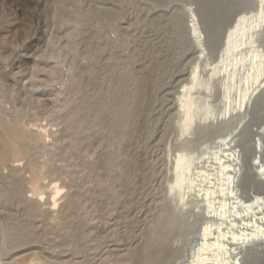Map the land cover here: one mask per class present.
<instances>
[{
  "label": "bare ground",
  "instance_id": "obj_1",
  "mask_svg": "<svg viewBox=\"0 0 264 264\" xmlns=\"http://www.w3.org/2000/svg\"><path fill=\"white\" fill-rule=\"evenodd\" d=\"M29 1L41 9L34 12L38 29L49 25L46 15L54 4ZM196 1L183 14L184 27L179 14L169 22L157 15L158 35L144 43L151 65L144 66H137L129 54L140 49L135 41L141 39L134 38L131 29L140 16L135 22H120L125 19L119 18L115 2L98 5L91 14L94 28L82 38L85 61L69 67L74 77L60 79L69 90L74 87L69 82L77 84L73 97L63 104L68 111H43L49 113L48 123L36 117L41 112L36 120L27 117L43 105H54L64 93L60 88L54 98L50 91L39 90L50 85L57 71V65L49 63L57 50L44 47L35 57L34 43L42 37L28 30L21 35L18 21L0 12V79L11 76L18 83L7 101L0 90V264H56L38 251L37 231L7 212L4 201L14 200L27 217L45 216L46 227L63 226L67 248L57 264H264V0ZM178 45L195 54L174 101L179 153L168 168L166 201L136 208L123 198L131 156L119 153L130 150L142 97L157 83L160 87L166 57ZM129 80L138 85L132 89ZM22 92L26 96L19 103ZM55 121L71 132L73 149L82 154L91 173L104 169V186L93 191L94 204L77 208L79 193L65 191L77 181L65 171V162H54L59 152V140H54L59 132L51 127ZM215 138L219 140L214 143ZM106 140L112 141L110 149L99 152Z\"/></svg>",
  "mask_w": 264,
  "mask_h": 264
},
{
  "label": "rangeland",
  "instance_id": "obj_2",
  "mask_svg": "<svg viewBox=\"0 0 264 264\" xmlns=\"http://www.w3.org/2000/svg\"><path fill=\"white\" fill-rule=\"evenodd\" d=\"M48 1H50L51 4H54V8H55L54 10H52V12L49 11V13L51 12V14L48 13L46 15V18L48 17L47 18L48 21L50 20L49 21L50 24L41 27L42 29L41 28L38 29V23H39L38 16H36L37 13H34V12L41 11V9L39 6L36 5V3H32L29 0L28 1L27 0H0V12H1V14L3 16H5L4 18H6V19L8 18V19L18 21V23L20 24V25L18 24V27L20 28L19 33L21 35H23L26 32V30H28V31H31L32 33L34 32L35 33L34 36L39 34L40 37H42L41 38L42 41L40 40L38 43H34L36 49L35 48L33 49L32 54H34L35 57H36V54L41 53L43 51V49L45 50V48L47 51L51 50V51L56 52V50H57V52H56L57 55L55 53V56L53 57V59H51L49 61V63H53L55 66L57 65L56 66L57 71L53 75V77L50 79V81L48 82V84H50V85H48V86L45 85L46 88H45V86H43L44 88L40 87L39 90L40 91H42V90L50 91L54 98H55L56 94L58 93V91L60 90V88L62 89L61 91H63L64 93L59 96V100L55 101L54 105L51 104V105H49L50 107L49 106L46 107L45 105H43V107H45V108L40 107L41 108L40 110H42V111L35 110L34 111L35 113L32 111L31 114L33 115V117L31 114H29V117H27L29 119L34 118L35 120L37 117L38 119H41L42 122H44V123L49 122V120L47 119V115L49 113L44 115L46 112H48L47 109L59 110L61 107V113L63 112V114H66L68 111V109H66L67 107L65 108L64 107L65 105L63 106V104L66 101H68L70 98L73 97V94L75 93V88H76L77 84H72L71 82H69V85L74 86L71 88V90H69V89H67V88H69L67 86L62 87V85H61L62 80H60V79H62L63 77H67L68 75H70L68 77H74L75 74H73V72L69 69V67L73 63H76L75 65H77V64L81 65V63H83V61H85L83 59V50L85 47V39H82V38L83 37L85 38V36L87 34H89L91 32V30L94 28L93 27L94 23L90 22V20H92L91 14L95 11V8L98 5L112 6L111 3L115 2V4H117V8L118 9L120 8V11H121L119 18L123 17V19H125V20L118 19V20H120V22H123V21L135 22L136 18L140 16L139 17L140 23H138V25H134L131 27L132 32L134 30L133 33L131 32L133 34L132 36H134V38H137L139 36L141 39V42L138 40H136L137 42L135 41V43L140 47V49H138V50L135 49L136 51L134 50V54H133V52H131L133 50H130L129 54L131 55L130 58H132L133 62L135 61L136 63H138L137 66H144V65H148L149 63L151 65V62L149 61V60H151V56H150V53L148 51V47L145 46L146 44H144V43L147 40H149L150 36L154 37V36L158 35L159 31L157 29V22L156 21L154 22V20H156V19L158 20V18H159V17H157V15L163 16L164 22H167V21L169 22V21H171V19H174L175 16L177 18V16H178L177 14H179L178 18L181 21V26L184 27L186 20H185L183 14H184L185 10L190 6H196L198 3L196 0H48ZM57 2H58L59 6L55 5V4H57ZM60 4L61 5L63 4V6H61ZM66 5H67V7H66ZM38 7L40 10L38 9ZM72 7H74V8H72ZM57 8H59L60 10H57ZM62 8H65V10L62 11ZM82 9H83V11H82ZM69 10H71V11H69ZM53 11H54V13H53ZM60 11L62 13H64V15ZM77 11H79V12H77ZM84 20H86V21H84ZM61 21H62V23H61ZM80 21L82 23L81 25H80ZM88 23H89V25H88ZM164 25H166V27L169 26L168 23L167 24L165 23ZM126 26H127V24H126ZM78 30L80 31V33L78 32ZM88 30H90V32ZM182 30H183V28H182ZM47 32H48V34H47ZM20 34H18V35H20ZM134 34L137 35V37ZM72 37H75V38H72ZM58 38H60V39H58ZM43 39H44V41H43ZM51 39L54 40L55 42L54 41L52 42ZM81 39H82V41H81ZM145 39H146V41H145ZM90 40L93 43L95 38L93 40V38L91 37ZM67 41H69V42L66 43ZM70 41H72V42L70 43ZM59 42H61V43H59ZM139 42H140V44H138ZM69 43H70V45H69ZM141 43H143L144 46ZM36 44H37V47H36ZM67 44L69 46H67ZM71 44L73 45V47ZM44 45H46V46H44ZM49 45L52 46V49L50 48ZM74 46H75V48H74ZM133 46H134V44H133ZM179 47H181V48H179ZM40 49H42V50H40ZM64 49H66V50H64ZM74 50H75V52H74ZM184 50H185L184 46L178 45L172 51L170 50L171 51L170 53H168L169 55L166 57V65H165V68L163 69V73H162V77H161V81H160V87L157 88V86H158V83H157V85L152 88L153 90L148 89L142 97V104L143 105L140 106L141 114L139 116V119L136 120V122H135L136 128H135V132L133 134V138H132L133 142H132V145L130 147V150L128 152H126V154H125L124 150H122V152L119 153L122 158L123 157L125 158L126 156H128V154H129V156H131L132 164L130 165V167L128 168V170L126 171V174H125L126 181L129 185L127 184L123 189L125 191V194H126L123 198H127V200L129 202H131L132 206H134L136 208L137 207L138 208H154V207H157L159 205H162L163 201H166L164 198H166V195H167V189H166L167 182H168L167 178L169 177L168 175H170V172H169L170 169L168 170V168H170L171 163L175 159L176 155L179 153V150L176 149L179 147V144H178L179 143V141H178L179 137L177 136L175 126H174L176 120L173 119V118H175V111H176L175 110L176 109V105H175L176 102H174V101L177 99L178 90H180V88H182L180 86L187 80V78H188L187 76H189L190 66H191L192 60L195 56L193 51L190 50L189 52L188 51L186 52ZM64 52H65V56L63 55ZM59 55H63V56H59ZM61 57H62V59H60ZM63 57H65V58H63ZM130 58H129V62L132 61ZM68 62L70 63L69 66L67 65ZM59 63H61V64L58 65ZM25 69H26V72H29V68L27 66H25ZM64 69H67V70H64ZM116 69L118 70V66H117V68L115 67V70ZM67 71H69V72H67ZM28 80L29 79H27V81ZM131 80L136 82L134 79H131ZM24 81H26V80H23V82ZM132 81H130L131 83H129L130 87L131 86L135 87L136 85H138ZM10 83L13 85H11ZM8 84H9V86H8ZM0 85L2 86V88L0 86V88H1L0 90L5 95L6 99H4V100H6V101L9 100V96L12 95L14 90L18 88L17 80H14V78L12 79L11 76L6 77V78H1L0 79ZM47 88H49V89H47ZM154 88H155V90H154ZM16 92H18V91H16ZM19 96H21L18 98V102L20 103V101L23 98H25L26 94H25V92H22V94H20ZM13 101H14V99H13ZM4 105L12 106V104L9 102L4 103ZM62 107L64 108L63 110H62ZM11 108L13 109L14 107H11ZM39 113H40V115H38ZM36 115H38V116H36ZM38 123H41V121L38 120ZM53 123L55 125H53L51 127H53V129H55V130L57 129L56 132H59V135H58V133H56L55 138H54V140L55 139L59 140V141H57V143H59L57 145V147H58L57 151H59V152H56V157H55L54 162L58 165L64 164V162H65V164L67 165V168H66L67 170L65 169V171L67 173H71V174L75 175L74 177L76 178V181H77L74 184L68 185V187L66 188L67 190H65V191L66 192L67 191L72 192L71 190H73V192L76 191L77 193H79V202L77 204V208H79V207L81 208L85 204H89V205H90V203L94 204V199H93L92 194H93V191L97 188V186H101V187H102V185L104 186V184H103L104 178H102V177H105V176L103 174H101L104 171V169L103 168L98 169V167H97L96 172L99 174V176H97V178H95L94 173H96V172L94 171V173H91L88 166L85 164L84 161H82V159L84 157L81 159L82 154L79 156L77 151L73 149L74 143H72V139H71L72 137H70L71 132L66 133V131L63 129V128H66V126L64 124H60L59 122L57 123L56 121ZM61 128H62V130H61ZM60 131H62V133ZM174 131H175V133H174ZM63 134H64V136H63ZM218 140H219V138H217V139L215 138L214 143L217 142ZM64 142H66V143H64ZM105 144L108 146H106ZM174 144H175V146H174ZM111 145H112V141L106 140L100 147V148H102V149L104 148V149L103 150L99 149V152L104 153L105 150L110 149ZM209 145H213V142L210 143ZM40 154L42 157L40 156ZM85 154L88 155L87 152L84 153V155ZM69 155H71L72 157L70 156V158H69ZM37 156H39V159H41V160H43L45 157V156H43V153H39ZM173 156H175V157H173ZM46 157H47V155H46ZM73 160L74 161L76 160L75 161L76 164ZM92 160L93 159L91 158V161ZM68 163H69V165H68ZM132 165H135V166L132 167ZM68 168H70V169H68ZM168 172H169V174H168ZM131 179H133V181ZM46 180L49 181V179H46ZM129 182H133L132 186L130 185ZM99 184H101V185H99ZM3 185H4V187H3L4 192L7 194L6 191L8 189L7 188L8 182L5 181V183ZM134 185H135V187H133ZM248 193H250V192H248ZM248 193H246L247 198L251 197L248 195ZM127 194H129V195H127ZM254 194H252V195H254ZM80 200L82 201V203ZM4 203H5V207L7 206L6 207L7 212H12L10 214L14 218L18 217L16 219H18L19 223H21L24 227L27 226V228H30V229L37 231L36 235H35V240L37 242L35 240L34 241L40 247L38 249V251L41 252L42 256L51 258L50 260H54V262H56V264L61 262L62 260H64L63 259L64 253H65L64 251L66 250L67 246H66L65 242L63 241L64 239L62 238V235H61L63 226H61V227L59 226L60 228L57 227V229H55V227H52L50 225L46 227V221L45 220L47 219V217H45V216L44 217L36 216L37 218L35 216H33L34 218L32 216L27 217L25 215L24 209L22 208L23 205L18 200L17 201L14 200L11 202L10 201H7V202L4 201ZM19 204H20V206H19ZM101 204L103 205L104 201L101 202ZM12 207H13V209H11ZM77 210H75V211L77 212ZM61 217H62V215H61ZM31 218H32V220H31ZM40 218L41 219L43 218V220H41ZM44 218H45V220H44ZM60 218H59V220L62 219V218L61 219ZM33 220L35 221V224H34ZM48 221H49V219H48ZM38 225H40V228H38ZM31 226H33V227H31ZM34 227H37V228H34ZM52 228H54V230H52ZM37 237H39L38 238L39 240L36 239ZM54 241H56V242H54ZM46 250H47V252H46Z\"/></svg>",
  "mask_w": 264,
  "mask_h": 264
}]
</instances>
